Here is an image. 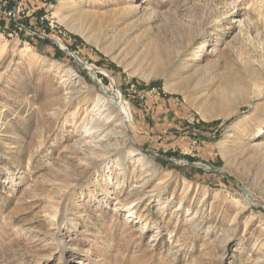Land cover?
Instances as JSON below:
<instances>
[{"label": "rangeland", "instance_id": "obj_1", "mask_svg": "<svg viewBox=\"0 0 264 264\" xmlns=\"http://www.w3.org/2000/svg\"><path fill=\"white\" fill-rule=\"evenodd\" d=\"M0 264H264V0H0Z\"/></svg>", "mask_w": 264, "mask_h": 264}, {"label": "bare ground", "instance_id": "obj_2", "mask_svg": "<svg viewBox=\"0 0 264 264\" xmlns=\"http://www.w3.org/2000/svg\"><path fill=\"white\" fill-rule=\"evenodd\" d=\"M115 100V99H114ZM116 101V100H115ZM114 101V102H115ZM116 106L118 108V114L122 115L123 118H124V124L126 126V133L125 135L127 134V132H129V128H128V122L130 121L129 119V111L126 107V105L122 102V100H120L119 98L117 99V103H116ZM128 135V134H127Z\"/></svg>", "mask_w": 264, "mask_h": 264}, {"label": "trees", "instance_id": "obj_3", "mask_svg": "<svg viewBox=\"0 0 264 264\" xmlns=\"http://www.w3.org/2000/svg\"><path fill=\"white\" fill-rule=\"evenodd\" d=\"M56 51L59 52V53H62L58 48H56Z\"/></svg>", "mask_w": 264, "mask_h": 264}, {"label": "built area", "instance_id": "obj_4", "mask_svg": "<svg viewBox=\"0 0 264 264\" xmlns=\"http://www.w3.org/2000/svg\"><path fill=\"white\" fill-rule=\"evenodd\" d=\"M9 15H11V13H9Z\"/></svg>", "mask_w": 264, "mask_h": 264}]
</instances>
